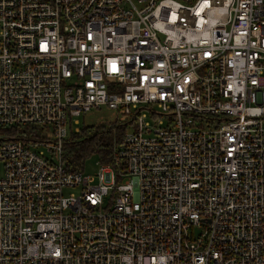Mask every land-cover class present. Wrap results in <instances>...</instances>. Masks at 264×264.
I'll return each instance as SVG.
<instances>
[{"label":"built area","instance_id":"2783aa9c","mask_svg":"<svg viewBox=\"0 0 264 264\" xmlns=\"http://www.w3.org/2000/svg\"><path fill=\"white\" fill-rule=\"evenodd\" d=\"M0 126V264H264V0H0Z\"/></svg>","mask_w":264,"mask_h":264},{"label":"trees","instance_id":"16d2710c","mask_svg":"<svg viewBox=\"0 0 264 264\" xmlns=\"http://www.w3.org/2000/svg\"><path fill=\"white\" fill-rule=\"evenodd\" d=\"M116 119L103 120L94 124H83L77 130H71L64 141L63 160L70 168H77L85 163L88 155L96 154L101 161L112 162L113 140L125 131Z\"/></svg>","mask_w":264,"mask_h":264},{"label":"rangeland","instance_id":"374dc122","mask_svg":"<svg viewBox=\"0 0 264 264\" xmlns=\"http://www.w3.org/2000/svg\"><path fill=\"white\" fill-rule=\"evenodd\" d=\"M79 122L77 123L79 127H82L83 124H94L101 122L103 120H113L115 118V110L108 106H101V108H93L87 110L86 113H83L79 116ZM0 128H3L0 126ZM98 156L96 154L88 155V157L84 160V171L85 173L94 174L98 169ZM4 165L3 162L0 161V177L3 175ZM70 191L76 190V187L70 188ZM64 193L68 194L67 187L64 188ZM197 229V228H196Z\"/></svg>","mask_w":264,"mask_h":264}]
</instances>
